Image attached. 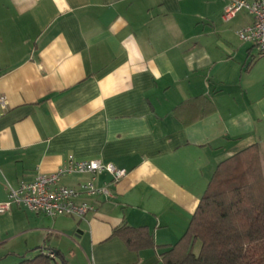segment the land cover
<instances>
[{"label":"crops","instance_id":"obj_1","mask_svg":"<svg viewBox=\"0 0 264 264\" xmlns=\"http://www.w3.org/2000/svg\"><path fill=\"white\" fill-rule=\"evenodd\" d=\"M227 1L0 0V203L69 154L127 170L96 176L109 196L74 198L94 206L82 218L10 204L0 264L40 251L163 264L217 164L264 140V56L236 33L249 13L222 18ZM121 225L145 227L153 245L130 248L113 234Z\"/></svg>","mask_w":264,"mask_h":264},{"label":"trees","instance_id":"obj_2","mask_svg":"<svg viewBox=\"0 0 264 264\" xmlns=\"http://www.w3.org/2000/svg\"><path fill=\"white\" fill-rule=\"evenodd\" d=\"M113 234L130 248L153 245L152 234L143 226L121 225ZM161 259L163 264H264V140L217 164L185 232ZM14 264L64 260L60 263L50 252L40 251Z\"/></svg>","mask_w":264,"mask_h":264},{"label":"built area","instance_id":"obj_3","mask_svg":"<svg viewBox=\"0 0 264 264\" xmlns=\"http://www.w3.org/2000/svg\"><path fill=\"white\" fill-rule=\"evenodd\" d=\"M241 10L252 16V21L237 29L238 37L256 46L258 54L264 56V0H228L222 18L228 20ZM7 97L0 93V110L6 108ZM107 172L113 182L126 175L127 170L112 162L99 158L78 159L72 154L56 170L38 173L32 180L21 181L17 186H8L7 199L0 203V212L8 210L14 203L28 210L49 216L70 215L82 218L94 208L86 201H76L79 193L110 195L108 186L96 185L98 174ZM88 174L89 178L77 186L65 185L60 180L71 174ZM53 256V253H50Z\"/></svg>","mask_w":264,"mask_h":264},{"label":"rangeland","instance_id":"obj_4","mask_svg":"<svg viewBox=\"0 0 264 264\" xmlns=\"http://www.w3.org/2000/svg\"><path fill=\"white\" fill-rule=\"evenodd\" d=\"M198 248H199V244L195 246V249H194V251H196V252H197V251H198ZM15 261H17V260H15ZM15 261H13V262H9V264L15 263Z\"/></svg>","mask_w":264,"mask_h":264}]
</instances>
